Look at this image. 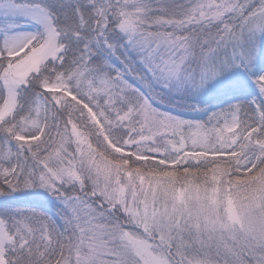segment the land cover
Instances as JSON below:
<instances>
[{"label":"snow or ice","instance_id":"6c2138e0","mask_svg":"<svg viewBox=\"0 0 264 264\" xmlns=\"http://www.w3.org/2000/svg\"><path fill=\"white\" fill-rule=\"evenodd\" d=\"M0 264H264V0H0Z\"/></svg>","mask_w":264,"mask_h":264}]
</instances>
